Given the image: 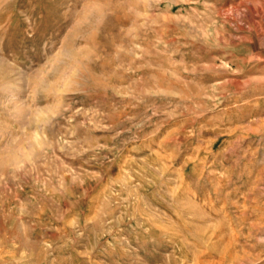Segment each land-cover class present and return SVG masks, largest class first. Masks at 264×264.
<instances>
[{
  "label": "rangeland",
  "instance_id": "rangeland-1",
  "mask_svg": "<svg viewBox=\"0 0 264 264\" xmlns=\"http://www.w3.org/2000/svg\"><path fill=\"white\" fill-rule=\"evenodd\" d=\"M0 264H264V0H0Z\"/></svg>",
  "mask_w": 264,
  "mask_h": 264
}]
</instances>
